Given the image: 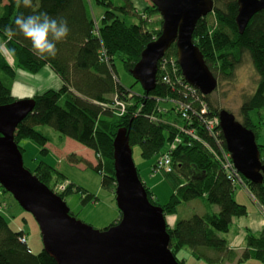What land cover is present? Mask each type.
Here are the masks:
<instances>
[{
  "label": "trees",
  "instance_id": "16d2710c",
  "mask_svg": "<svg viewBox=\"0 0 264 264\" xmlns=\"http://www.w3.org/2000/svg\"><path fill=\"white\" fill-rule=\"evenodd\" d=\"M122 1L123 3L117 4L113 0H95L105 8L104 20L97 32L90 10V0H33L32 8L17 6L16 0H0V37L5 45L4 50H0V105H7L15 100L10 85L2 81V77H7L10 81L14 78V67L34 72L48 65L64 83L59 91L48 90L33 96L34 108L17 125L14 142L21 154L24 152V148L20 146L21 141L29 140L42 148L40 154L43 155L48 137L36 127H52L60 136L75 140L94 152L99 160L95 167L74 157L73 154L69 155L67 160L71 164L82 163L86 168L101 175L102 188L111 191L115 189L112 145L119 129L127 131L130 147L138 146L145 159L159 153H167L169 150L168 157L171 158L173 168L170 178L176 181L177 189L166 204L160 205L152 191L144 186L149 202L160 206L164 214H174L181 203L198 198H203L218 209L216 213L180 219L173 228H167L170 237L169 247L173 255L186 248L190 250L194 259H204L210 264H215L218 260L211 259L205 253L210 250L219 257L227 255V260L237 258L238 264L249 259L264 264V228L259 236L247 237V247L239 255L231 253L226 240L218 236L219 232L229 231L234 217L247 215V209L234 199L236 187L227 173L208 154L203 142L201 146L184 132L191 129L193 134H199L208 144L215 145L208 132L206 136L204 129L207 127L200 123L203 117L198 112L199 107L197 106L195 112H188V120L171 110L156 113L158 104L155 99L169 98L166 96L167 87L161 78L163 71L165 75V70L171 71L170 66H162L161 70L162 64L159 65L156 88L149 92L147 97L132 96L131 104L125 105V109L120 113L115 111V114L110 109L112 96L118 94L125 101L131 92L130 88L120 83L115 71V62L120 61L125 71L129 73L145 46L157 33L153 28H144L146 26L144 21L138 24L128 23L132 6H129V0ZM212 1L214 6L210 14L213 22H207V16L197 21L193 31V43L200 50L212 74L215 76L218 73L224 79L232 76L243 54L249 56L259 79L254 93L241 106L243 120L240 123L253 132L259 147L261 163L264 164V141L261 144L257 142L258 128L264 118V10L256 13L244 32L239 34L235 23L237 0ZM146 11L157 13L153 5ZM40 12H47L57 19H65L70 28L66 40L57 43L58 53L55 58H40L32 49L31 42L22 35L9 40L3 31L5 26L14 24L17 15L23 13L27 16ZM161 22L159 19L160 25ZM102 49L107 53L109 60L99 56ZM168 50L164 56L171 55L176 58L175 45L172 44ZM5 52L16 59L14 66L9 63ZM175 58L174 61L172 59L173 63L176 62ZM176 67L180 73L177 64ZM134 84L137 82L134 81ZM180 91V94H187L181 86ZM195 95L199 98L195 99L197 103L203 101L208 105L209 111L204 117L213 114L218 118L220 110L212 105L209 95L202 96L199 91H196ZM180 100L185 101L182 98ZM150 116H154L157 122L152 121ZM190 120L195 122V130L188 125L187 121ZM180 131L183 134H180ZM215 131L218 132L217 140L228 153L219 125ZM171 142L175 144L174 148L168 146ZM29 171L56 193L50 185V179L54 174L50 165L40 161ZM238 174L242 178L241 174ZM243 183L251 187L256 199L264 206V180L261 184H253L243 178ZM75 189L82 193L83 203L94 197L90 194L84 196L86 190L82 187L76 186ZM5 194L12 197L0 186L2 206L5 203L3 199ZM58 196L63 199L62 194ZM69 214L74 217L71 212ZM23 232L25 233L23 230L16 231L12 228L10 222L0 213V264H57L43 249L40 253L33 254L27 246L25 235L24 242L20 239ZM178 263L183 264L182 261Z\"/></svg>",
  "mask_w": 264,
  "mask_h": 264
},
{
  "label": "water",
  "instance_id": "95a60500",
  "mask_svg": "<svg viewBox=\"0 0 264 264\" xmlns=\"http://www.w3.org/2000/svg\"><path fill=\"white\" fill-rule=\"evenodd\" d=\"M162 19L161 34L149 42L130 74L148 94L156 88L157 64L174 44L176 61L188 84L204 96L217 79L193 43L197 21L213 11L212 0H150ZM235 23L242 34L250 19L264 10V0H237ZM34 108L23 99L0 105V186L36 222L46 252L57 264H178L172 255L162 208L151 204L132 159L125 129L113 140L115 203L121 217L98 230L72 217L65 201L34 176L23 163L14 142L17 125ZM219 126L235 169L249 182L261 184L264 164L253 132L226 111L218 113Z\"/></svg>",
  "mask_w": 264,
  "mask_h": 264
},
{
  "label": "rangeland",
  "instance_id": "374dc122",
  "mask_svg": "<svg viewBox=\"0 0 264 264\" xmlns=\"http://www.w3.org/2000/svg\"><path fill=\"white\" fill-rule=\"evenodd\" d=\"M113 2L114 3L117 2V4L118 3L120 4V2L123 3L122 0H113ZM149 6L151 5L149 4ZM90 8L93 13L92 15L94 19L93 20L94 26L96 27V30L98 32V27L104 20L105 8L103 5L97 4L95 0H90ZM135 9L136 8H134V10L132 11L130 10V13L128 11L129 15H128L127 22L131 24L133 23L138 24L141 21H144L145 24L151 25V27L154 30H157V33L155 34V37L152 38V41L157 40V38L160 36L159 30L161 34V25H162V22H161V25L159 24V19H161V17L158 11H157L158 14L156 12L148 13L146 11L147 8H145L143 12L139 13V11L135 12ZM209 14L206 15L207 17L206 16L205 17H206L207 22L211 23L213 22V17L211 14L210 15ZM144 28L147 29L146 26H144ZM4 46L5 45L0 37V50L1 51L4 50L3 49ZM102 51L104 52L103 59L109 60L105 50L102 49ZM5 55L7 56L9 63L14 66V64L16 63V59L12 55L11 56L8 55L7 52H5ZM174 58L175 57L171 55L170 57L163 56L159 60V65L162 64L161 70H162V66L164 67L170 66V70H171L173 68V65L175 66L176 64V63H173ZM169 59L171 60L169 61ZM240 61L241 62L235 67L233 74L229 79H224L218 73L215 74L214 77L217 79V87L215 91L209 95L210 101L214 107H216L218 110H226L232 113L235 116L236 120L239 122L243 120V116L241 113V106L245 102V100H247L248 97L254 93L257 81L259 79L257 73L254 70L252 62L247 54H243ZM14 68H15V74L20 71H23L24 74L26 75L35 76L39 72H42L40 71L41 69L38 71L31 72V71H26L23 69H17L16 67ZM115 71L119 78L120 83L126 88L131 89L130 94L127 95V100L125 101L121 99V96L120 95L118 96V94L111 97L110 107H113L114 110L116 109L117 113H120L122 112L124 108L123 106L124 104H127V105L131 104L130 99L132 96L142 95L144 97H147L148 95L142 90L141 85L139 83L134 84V79L127 71H125L120 61L115 62ZM165 71H166V75H165V72L163 71L162 78L161 77L160 78L164 83L167 81H172L176 85L173 88L174 90H171V92L175 94H171V95L166 94V96H168L169 98L162 97V99L159 101L160 103L156 105V110H157L156 113L159 111V109H160L159 112H165L167 110H171L172 112H175L177 111V108H176L177 101L178 100L181 101L180 100L181 97L177 95L181 91H180V86L175 81L176 78L173 77V73L171 71H167V70ZM49 74L51 75L50 78L44 79L48 83V86L54 84V81H55L53 75L51 73ZM2 81L6 85L9 84L10 88H13L14 78L10 81L7 77H2ZM62 88H63V84H61L57 90L59 91ZM57 90H54V91H57ZM17 100L19 99L15 98L14 101H17ZM20 100H23V99H20ZM186 101L189 103L181 106V113H182L183 119L186 118L187 107H190L194 112L196 111V108L199 107V110H198L199 114H202L201 112L202 108L200 107V104L197 105V101H195V99H193V101L195 102L193 106L191 105L190 100H185V102ZM119 104H121L122 107ZM203 106H205L207 111H209L207 104ZM216 118L217 116L210 114L209 119H210L211 125L209 126V129H204L206 130L205 131L206 136H208L207 132L211 136V141L215 144L214 146H211L210 144H208L206 139L201 137L199 134L197 135L193 134V131L186 132L184 130V132L187 135H190L191 138L195 139L196 142L200 144L201 146L203 142V147L207 150L208 154L223 169L224 166L226 168L228 164L230 163L231 156L229 152L227 153L225 148H223V146L220 145L221 143L217 140L218 133L215 131L217 128L215 127ZM187 123H189L188 125H190V128L195 130V122H192V120H190V121H187ZM200 123L203 124L201 121ZM260 123L261 124L259 125V128H258L259 130H258V135H257V142L261 144L264 141V118H262ZM204 127L205 126H203V128ZM39 128H44V129H39ZM49 128L52 131L50 132L47 131ZM36 129L38 131L39 130L42 131V133H45L47 137L50 139L46 143V144H49L50 146V150H49L50 152L48 153L46 149L45 153L42 155L40 154V151L42 149L41 147H38L37 145H35L33 142L29 140L21 141L20 146L24 148V152L22 153L24 166L29 170H33V168H35V165L38 162L42 161V159L48 153L49 158H52L54 161L51 167L54 170V174L50 179V185L53 187L54 191L56 192L55 194L57 195L62 194L63 200L65 201L66 205L69 208V212H71L75 218L85 222L86 224L98 230L104 229L105 227L113 223L116 219H118L119 212H118L115 200L113 198L114 191L100 189L99 185H100L101 175H99L96 172H92L93 170L86 168V166L83 165L82 163H76V164L69 163V161L67 160L69 155L73 154L74 157L75 156L77 158L80 157L76 155L77 154L75 153L76 151H70V153H68L67 155L64 154L63 150L61 152V149H63L64 146L73 148L74 145H76L77 146L76 149H79L80 147L77 145L78 142H76L75 140H72L75 142V143H72V141L67 139V137H62L60 136V134L55 133L54 129H52V127L50 126H38L36 127ZM180 134H183V133L180 131ZM168 146L172 147L173 146L172 142L169 143ZM164 150H166V147ZM168 151L169 150H167V153L166 152H163L162 154L159 153L157 156H153L151 158L145 159L142 157L138 146H135L132 148V158H133L134 164L137 166L140 178L145 179L148 182H150L152 180L151 178H154L155 176L157 177L154 180L159 179L158 180L159 185L155 186V188L153 187L152 189L157 195L161 203H166L169 199V196H171L174 193V191L177 189L176 181L174 180V178L172 179L170 178L171 177L170 172L173 170L172 164H171V158L169 157L172 170L168 173H167L166 168L164 166L160 167L159 162H158L159 159H161L165 155L168 156ZM263 157H264V154H263ZM81 160L85 161L83 158ZM97 164H98V160H97ZM91 166L95 167V165H92V164ZM62 169H66V170L62 171ZM61 171L62 173H60ZM66 171H68V173L71 176L67 174ZM80 173H84V174H80ZM238 175L233 171V177H232L231 182L234 187L242 189L245 192L248 199L244 194H242L239 191H237L238 196L235 195V197H237V199L239 200L244 199V200H248L249 202L251 201L252 204L256 205L261 215L264 217V206L260 204L259 201L256 199L257 198L255 196L256 194L251 189V187L247 186L246 183L244 184L242 178H240V175L239 176ZM79 176L81 177V179H79L80 178ZM80 181H84V183L87 186H85V184L81 183ZM79 183L83 184V186L88 191H90L89 194L94 196L92 197L91 200H88L86 202L84 201V203L82 202V197H83L82 193H80L77 189H75L76 186L81 187ZM85 193L86 194L84 196L87 195V192ZM3 199L5 203L3 204V206L0 204L1 205L0 213L3 214L4 218L8 222H10L12 228L16 229L17 226H20L19 229L25 231V233L23 232V235L21 236L20 239L22 240V237L24 235L27 236V246L29 249H31V252H33V254L40 253L43 249V245H42L39 228L36 222L34 221L33 217L29 213H26L25 211L20 209V207H18V205L15 203V201L9 194H5ZM195 200L196 201L194 202H196L197 204L201 202L206 208L207 207L210 208L211 206H214V205L208 204L205 200H203V198H198ZM189 206L190 205H187V203H181L178 207V212L175 214H178L180 216L185 215V213L189 209ZM206 211L211 212V210H208V208ZM234 220H245V218L243 217L233 218L228 233H225V234L220 233V232L218 233V236H222L227 240V244L229 246L231 242L235 243V245H238L241 243V238L239 237L238 230L240 228H243L244 224L241 222L237 223ZM249 223H250V219H248V224ZM242 241H243V238H242ZM199 262L200 264H206L202 260H200ZM250 262H251L250 264H260L256 261H250ZM190 264H193V263H190Z\"/></svg>",
  "mask_w": 264,
  "mask_h": 264
},
{
  "label": "crops",
  "instance_id": "0c3cea01",
  "mask_svg": "<svg viewBox=\"0 0 264 264\" xmlns=\"http://www.w3.org/2000/svg\"><path fill=\"white\" fill-rule=\"evenodd\" d=\"M129 4L130 6H132V10L135 9V12H138L141 13L143 12V10L145 8H148L149 7V4L152 5L151 1L150 0H129ZM91 10V8H90ZM92 11V10H91ZM93 14V13H92ZM94 20V19H93ZM134 24V23H133ZM146 27L148 29H152L151 25H147L145 24ZM176 61V60H175ZM177 65V61L175 62ZM176 64H175V76H178L182 78V80H184L186 82V80L184 79L182 73H181V69H180V73H178V68L176 67ZM158 67H159V62L157 64V74H158ZM49 68V69H48ZM42 72H39L37 75L35 76H31V75H26L24 74L23 71H20L18 73L15 74L14 76V81H13V88H11V94L14 98L16 99H32L33 100V96H35L36 94H42L46 91H48V89L50 90H57L58 87L61 85V84H64L63 81L61 80V78H59V76L50 69V67L48 65L44 66L43 68H41ZM48 71V72H47ZM171 72H173V68L171 69ZM51 73L55 79L54 81V84L48 86V83L44 80L46 78H50V74ZM130 74V72H129ZM131 75V74H130ZM133 78V77H132ZM156 78H157V75H156ZM136 81V80H134ZM137 82V81H136ZM34 83V84H33ZM138 83V82H137ZM187 83V82H186ZM157 85V83H156ZM190 85V84H189ZM193 87V86H192ZM142 88V87H141ZM143 90V89H142ZM203 95V94H202ZM39 129H44V128H39ZM40 131V130H39ZM47 131H52L50 128L47 130ZM42 132V131H41ZM57 133V132H55ZM45 134V133H43ZM46 135V134H45ZM47 136V135H46ZM69 140L72 141V139L70 138H67ZM48 140H50L48 138ZM72 143H75L74 141H72ZM173 146L171 148H174L175 144L172 143ZM80 148L79 149H76L77 146L74 145L73 148H69V147H63V149H61V152L63 150L64 154L67 155L68 153H70V151H76L75 153H77L76 155L80 156L79 158L80 159H84L86 162L92 164V165H95L97 166V160H96V155L94 154L93 151H91L90 149L84 147L83 145L81 144H77ZM130 146V145H129ZM45 150L47 149L48 153L50 152V146L49 144H46L45 145ZM131 148V147H130ZM132 150V148H131ZM48 153L45 155V157L42 159L43 162H45L46 164L50 165L52 167L53 165V159L52 158H49V155ZM162 154V153H161ZM96 157V158H95ZM133 159V158H132ZM99 162V160H98ZM134 162V161H133ZM68 163V162H67ZM84 165V164H83ZM135 165V164H134ZM136 167V170L138 172V169H137V166L135 165ZM66 169H62V171H65ZM62 171L60 173H62ZM94 172V171H92ZM172 172V171H171ZM170 172V173H171ZM238 172V171H237ZM67 174L68 171H66ZM168 173V172H167ZM239 173V172H238ZM80 174H84V173H80ZM70 175V174H69ZM71 176V175H70ZM242 176V175H241ZM80 177V176H79ZM138 177L139 176V173H138ZM157 176H155L154 178H151L152 180L150 182H148L147 180L145 179H141L139 178V180L142 182L143 184V187H148L152 193L154 194L157 202L160 204V205H164L166 203H161L157 197V195L155 194V192L153 191V187L155 188V186L159 185L158 183V180H154ZM243 176H242V180H243ZM81 179V177L79 178ZM102 179V177H101ZM101 179H100V189H103L102 186H101ZM245 179V178H244ZM154 180V181H153ZM153 181V182H152ZM81 183L85 184L84 181H80ZM81 187L83 189L86 190L87 192V195H89L90 191H88L84 186L83 184H81ZM85 186H87L85 184ZM115 188H116V183H115ZM145 189V188H144ZM104 190V189H103ZM237 191L241 192L242 194H245V192L240 189V188H235V191H234V199L241 205H244L247 209V215L245 216H242L243 218H245V220H234L235 222H241L244 224V227L243 228H240L238 231H239V237L241 238V243L238 244V245H235V243L231 242L230 243V246L227 244V247H228V250H230L231 253H236V254H240L243 250L246 249V239L249 235H252V236H259V234H261V232L263 231V228H264V217L261 215L260 211L258 210V208L256 207L255 204H252L251 201L249 202L248 200H244V199H237V197H235V195L238 196L237 194ZM146 192V191H145ZM147 195V194H146ZM247 197V196H246ZM114 200H115V193H114V196H113ZM170 198V196H169ZM248 199V197H247ZM204 200V199H203ZM196 200H192V201H189L187 202V205H190L189 206V209L187 210V212L185 213V215L183 216H180L178 214H164V219H165V223H166V232H167V228H173L174 225L176 224V222L180 219H188L190 218L191 216L193 215H205V214H209V213H216L218 211L217 207H214V206H211L210 208H208V210H211V212H208L206 211L207 208L200 202L199 204H197L196 202H194ZM152 204V203H151ZM156 206V205H155ZM258 206V205H257ZM160 207V206H159ZM161 208V207H160ZM118 209V208H117ZM163 211V210H162ZM118 212L120 213V211L118 210ZM178 212V208H177V211L176 213ZM121 217V213L118 215V219H116L113 223H111L112 225L110 226H113L115 223H117L119 221ZM234 218H238V217H234ZM248 219H250V223L248 224ZM232 222V220H231ZM109 225L105 228H108L110 227ZM20 226H17V228L15 229L16 231L20 230L19 229ZM94 228V227H93ZM104 228V229H105ZM230 228V227H229ZM103 230V229H102ZM228 233V232H227ZM168 234V233H167ZM225 234V233H224ZM245 234V235H244ZM169 235V234H168ZM223 239H225L224 237L222 236H219ZM25 238H27V236H25ZM242 238H243V241H242ZM226 240V239H225ZM26 242H27V239H26ZM227 242V240H226ZM170 244V243H169ZM170 248V247H169ZM31 251V249H30ZM171 251V250H170ZM33 253V252H32ZM172 253V252H171ZM206 255L208 257H210L211 259L213 260H218L217 263L215 264H238V259H234V260H227V255H223L222 257H219L217 254H215L214 252L210 251V250H207L205 251ZM173 255V253H172ZM174 256V255H173ZM176 256V257H175ZM174 256L175 260L177 261H182L183 264H190V263H193V264H200V260H196L194 259L192 256H191V253H190V250L189 249H181L179 252L176 253V255ZM204 261V259L202 260ZM250 261H256V260H253V259H249V260H246V261H243V262H240L239 264H250L251 262ZM206 264H210L209 262L207 261H204ZM258 262V261H256ZM259 263V262H258ZM179 264V263H178Z\"/></svg>",
  "mask_w": 264,
  "mask_h": 264
},
{
  "label": "clouds",
  "instance_id": "9594fccd",
  "mask_svg": "<svg viewBox=\"0 0 264 264\" xmlns=\"http://www.w3.org/2000/svg\"><path fill=\"white\" fill-rule=\"evenodd\" d=\"M17 6L33 7V0H16ZM5 36L12 39L22 35L31 42L32 49L40 58H55L58 53L57 43L66 40L70 28L65 19L51 17L47 12L17 15L14 24L5 26Z\"/></svg>",
  "mask_w": 264,
  "mask_h": 264
},
{
  "label": "built area",
  "instance_id": "2783aa9c",
  "mask_svg": "<svg viewBox=\"0 0 264 264\" xmlns=\"http://www.w3.org/2000/svg\"><path fill=\"white\" fill-rule=\"evenodd\" d=\"M174 68H175V66L173 65V73L175 74V69ZM176 78H177V84L179 86H181L183 88V90L187 94L194 95L193 96L194 97L193 99H199L195 95L196 94V91H198L197 89H195L194 87H192L191 85H189L188 83H186L184 80H180V77L176 76ZM183 105H185V104H180V103L178 104L180 111H181V106H183ZM203 105H206V103L203 102V101H201L200 102V107L202 108V110H201L202 114L201 115L203 117L202 118L203 121H201V122H203V124L207 127V129H209V126L211 125V122H210L209 117H204L205 114H207L208 111H207L206 107L203 106ZM191 111H193V110L190 107H187L186 119H189L188 112H191ZM200 118H201V116H199V120H200ZM215 125H216L215 127H217L219 125V119L218 118H216ZM158 162H159L160 167L161 166H164L166 168L167 172H170L172 170L171 165H170V159H169V157L167 155H165L164 157H162L161 159H159ZM223 170L227 173V176H228V178L231 179V181H232V177H233V171L238 175L237 170L235 169V167H234L231 159H230V163L228 164V166L226 168H225V166L223 167ZM24 237L22 238V241L23 242L25 241V238Z\"/></svg>",
  "mask_w": 264,
  "mask_h": 264
},
{
  "label": "bare ground",
  "instance_id": "6f19581e",
  "mask_svg": "<svg viewBox=\"0 0 264 264\" xmlns=\"http://www.w3.org/2000/svg\"><path fill=\"white\" fill-rule=\"evenodd\" d=\"M100 57H103L104 56V52L103 51H101V55H99ZM173 73V72H172ZM173 77H175L176 78V76H175V74L173 73ZM175 81L177 82V78L175 79ZM165 85H166V87H167V90H168V92H167V95H171L172 94V92H171V90H174L173 88H174V86H176L172 81H167V82H165L164 83ZM173 94H175V93H173ZM178 96H180L183 100H190L191 101V105L193 106V104H195V102L193 101V96L194 95H189V94H177ZM162 98H159V99H155V101H157V104L158 103H160L159 101L161 100ZM186 104L185 103V101H177V106H176V108H177V111H175V112H178V114H180V116L182 117V113H181V111H180V109H179V106H178V104ZM200 103H197V105H199ZM121 107H122V105L121 104H119ZM125 105H127V104H124L123 106H124V108H123V110L125 109ZM110 109L111 110H113L114 112L116 111V109L114 110V108L113 107H110ZM179 110V111H178ZM159 111H160V109H159ZM158 111V112H159ZM199 112V111H198ZM115 114H116V112H115ZM198 117V116H197ZM152 121H154V122H157V120H156V118L154 117V116H150L149 117ZM184 119H186V118H184ZM198 119H199V117H198ZM188 120V119H187ZM189 131L190 132H192V130L191 129H189Z\"/></svg>",
  "mask_w": 264,
  "mask_h": 264
}]
</instances>
